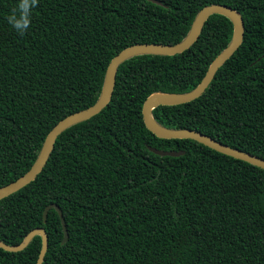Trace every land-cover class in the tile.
Here are the masks:
<instances>
[{"label": "trees", "instance_id": "16d2710c", "mask_svg": "<svg viewBox=\"0 0 264 264\" xmlns=\"http://www.w3.org/2000/svg\"><path fill=\"white\" fill-rule=\"evenodd\" d=\"M17 4L0 0V186L26 172L55 123L97 100L115 54L181 41L210 4L238 13L239 46L195 99L151 117L264 159V0H38L23 35L6 19ZM232 33L212 13L187 49L120 62L105 106L62 130L35 177L0 198V241L16 245L41 227V264H264V169L157 137L141 115L150 94L194 88ZM49 203L63 217L62 244L54 208L42 220ZM40 243L34 234L19 251L0 247V264H35Z\"/></svg>", "mask_w": 264, "mask_h": 264}, {"label": "water", "instance_id": "95a60500", "mask_svg": "<svg viewBox=\"0 0 264 264\" xmlns=\"http://www.w3.org/2000/svg\"><path fill=\"white\" fill-rule=\"evenodd\" d=\"M212 13L222 14L230 19L233 28V33L230 42L211 60L203 77L198 82V84L191 90L185 93H153L147 96L141 106L142 120L146 129L149 130L154 135H156L157 137L189 138L217 152L231 156L233 158L243 160L245 162H248L252 165L264 169V159L262 158H259L255 155L249 154L237 148H233L223 143H220L215 139L207 135H204L198 131H194L186 128L166 129L164 127L157 125L151 117V113H150L151 109L158 105H175V104L189 102L195 99L210 82L218 67L221 66L222 63L225 60H227L233 54L236 48L239 46L242 40L243 23L238 13L226 5L210 4L203 6L198 10V12L193 18V21L191 23L187 35L181 41L174 44L135 43L123 48L117 54H115L110 59V61L108 62L105 68L103 86L97 100L92 105L86 108L80 109L78 111L66 115L51 127V129L48 131V133L46 134L43 140V143L40 147V150L35 160L32 162V164L26 170V172H24L22 175H20L13 181L3 186H0V198L5 197L8 194L18 190L19 188L26 185L35 177V175L41 170V168L45 164L46 159L52 149L56 136L62 130H64L66 127L70 126L71 124H74L76 122L91 117L105 106L111 95V91L114 83L115 71L120 62L136 54L148 53V54L172 55L187 49L197 38L205 19L208 17V15ZM148 149L157 155L177 156L179 154H182V151L159 150L150 146H148ZM51 207L54 208V210L56 211L59 217V221L62 228V238L60 240V243L62 244L66 240L67 232L61 211L58 208V206H56L53 203L47 204L42 211V220L45 221L46 211ZM34 234H39L41 238L40 249L38 251V255L35 261V264H41L47 246L46 235L41 227H37L30 230L27 234H25L22 240L16 245L10 246L0 241V247L10 252L19 251L25 247L29 239Z\"/></svg>", "mask_w": 264, "mask_h": 264}, {"label": "clouds", "instance_id": "9594fccd", "mask_svg": "<svg viewBox=\"0 0 264 264\" xmlns=\"http://www.w3.org/2000/svg\"><path fill=\"white\" fill-rule=\"evenodd\" d=\"M38 5V0H18V4L6 17L7 22L20 35L30 27L32 11Z\"/></svg>", "mask_w": 264, "mask_h": 264}]
</instances>
